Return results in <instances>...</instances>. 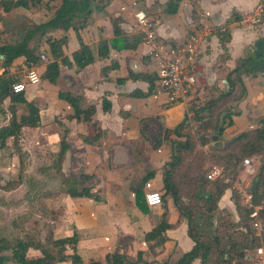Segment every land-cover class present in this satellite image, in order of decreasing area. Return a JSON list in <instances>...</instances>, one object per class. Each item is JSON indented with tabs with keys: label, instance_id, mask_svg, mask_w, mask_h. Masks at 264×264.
<instances>
[{
	"label": "crops",
	"instance_id": "1",
	"mask_svg": "<svg viewBox=\"0 0 264 264\" xmlns=\"http://www.w3.org/2000/svg\"><path fill=\"white\" fill-rule=\"evenodd\" d=\"M130 1L97 0L92 3L81 27L74 19L66 31L49 28L41 35L35 33L27 42L28 48H33L34 54L38 55L34 63L23 54L4 66L0 54V75L5 73L16 80L29 66L40 75L49 59L58 63V75L53 82L40 78L38 84L28 85L21 92L26 102L33 101L37 105V124L22 126L17 138L8 136L0 145V197H8L7 200L0 198V202L7 206L14 201L24 205L12 214L7 226L19 234L33 230L41 240L47 230H51L54 238L75 234V251L83 263L104 260L105 254L121 253L123 248L136 242L135 252L141 251L147 260L150 259L147 244L152 241L146 243L142 236L162 218L170 226L164 230L165 240L152 257L155 263H172L193 244L187 235L185 221H177L178 211L169 197H164L159 205L144 206L145 210L136 203V192L143 196L141 179L144 176H147L145 181L149 180L157 190L162 186L161 167L168 160L169 146L163 141L152 148L150 142L155 133L161 126L172 129L184 116L189 119L192 114L186 116L181 102L169 104L164 95L146 92V81L133 77V74L155 70L145 55L142 38L134 48L118 50L108 46L107 54H101L104 47L99 44L114 36V26L122 33L136 32L129 10H119L121 4ZM136 1L137 8L157 14L165 0ZM52 7L53 3H50L47 8L44 0L9 11H3L0 6V45L20 40L22 28L46 21ZM256 7L261 8L262 14L254 23L251 13ZM231 11L237 14V19L225 24L230 34L228 59L221 64V70L216 71L214 66L220 48L214 29L223 26ZM204 24L211 27L206 35ZM157 32L166 35L170 45L185 42L191 35L198 38L205 35L199 41L201 56L195 70L197 90L205 97L203 91L212 86L223 90L228 87L223 76L237 65L236 60L243 57L245 49L255 56L264 53V0H190L182 3L176 13L161 17ZM63 35L65 41L58 42L56 39ZM79 43L87 45L93 56V60L82 68L76 67L71 58ZM40 54L45 58L41 59ZM251 68L249 75L241 76L245 92L231 103V123L223 124L220 134H210L212 146L213 134H217L223 146L226 140L248 130L256 119L258 123L264 118V57ZM64 91L76 98V104L85 111L88 120L76 121L68 117L72 107L59 95ZM238 91L236 86L237 94ZM102 98L109 103L105 111L101 108ZM10 106L12 103L7 96L0 103V126L8 123ZM13 107L17 118L26 113L25 102L13 103ZM189 125L193 130L190 122ZM61 141L66 147L59 156ZM197 148L205 150L207 145ZM31 165L34 170L29 174ZM78 173L84 175L82 186L89 188L90 196H68L64 192V181ZM75 187L79 189L81 184L76 183ZM227 188L217 206L236 220L231 190ZM14 195L17 196L12 200ZM33 198L40 200L39 209L37 203L33 204ZM42 210L49 214L42 229L26 226L30 218L34 215L37 219ZM71 251L66 246L65 253ZM27 255L36 257L39 250L29 248ZM190 264H199V260L194 259Z\"/></svg>",
	"mask_w": 264,
	"mask_h": 264
},
{
	"label": "trees",
	"instance_id": "2",
	"mask_svg": "<svg viewBox=\"0 0 264 264\" xmlns=\"http://www.w3.org/2000/svg\"><path fill=\"white\" fill-rule=\"evenodd\" d=\"M95 1L97 0H44V5L47 8L48 4L53 3L51 16L42 23H30L24 26L22 28L20 40L12 44L0 45V54L3 55L2 64L5 66L10 63L12 59L23 54L29 56L30 63H34L38 55L36 56L34 54L33 48H28L27 46V42L32 35L35 33L41 35L49 28H60L66 31L73 25L72 21L74 19L78 20V25L81 27L92 9V3ZM188 1L190 0H165L161 5L160 11L156 14V17L161 19L164 15H172L176 13L178 7L182 3ZM40 2L41 0H0V6L3 11H9L15 7L27 8L30 5H36ZM235 19H237V14L231 11L223 26L214 29L220 48V53L217 55L214 66L216 71H220L221 64L228 59L227 43L230 39V34L225 24ZM113 30L114 36L109 40H102L99 44V47L101 45L104 47V51L101 53L104 56L107 54L108 46L118 50L131 49L140 41L141 33L137 30L132 34L122 33L115 26ZM56 40L58 42H64L65 35ZM262 57H264V53L261 56H255L249 49H245L243 57L236 60L237 65L233 69L228 70L223 76L228 86L225 90L218 89L215 86L210 87V90H217L216 96L210 98L205 97L203 104L193 109V113L189 119L184 116L172 129L161 126L150 142L152 148L157 147L163 141L169 146L168 160L163 162L161 167L162 186L158 191L160 193L161 202L164 197H169L171 199L172 204L178 211L177 221L180 219L185 221L187 235L193 242L191 248L184 252L176 261L161 264H190L194 259H198L199 264H242V262L243 264H247L245 252H251L253 248L258 245V238L249 225L248 213L250 209L242 205L240 196L237 192L231 191L230 193V199L234 204L237 214V219L232 220L225 209L218 208L217 206L218 200L227 188V184L224 183L222 179L208 180L205 178V174L202 171H200L201 173L199 174L195 173V166H189L190 177L192 174H198L190 179L186 176V180L188 181L189 179L188 190H190L191 198L194 201H201L202 203L201 207H196L195 202L190 204L184 201L185 197L180 191L176 171L179 165L183 163V160H185L186 153L191 154L197 151L196 149L199 150L197 146L203 144L207 145V149H201L202 152L205 154L210 152L212 158H215L216 164H224L223 166L230 171L232 170L234 175H236V167L245 156L259 154L264 149V118H260L257 125H255L252 130L240 132L236 136L226 140L220 149L213 147L209 143L210 134L215 132L220 134L223 129L222 125H229L231 123V103L245 92L241 76L249 75L252 71L251 67ZM71 58L74 65L78 68L84 67L93 60L90 48L83 43H79L78 49L72 52ZM57 75L58 63L55 60L49 59L46 62L43 72L39 75V78L53 82ZM133 77L146 81L148 84L146 92L152 91L158 80L155 72L133 74ZM17 80L6 76L5 73L0 75V103L7 96H9L12 103V106L8 109V123L0 126V145L3 144L5 138L8 136H12L13 139L17 138L22 126L34 127L38 122L37 105L33 101L26 102L21 93H13L11 91V84ZM236 86L239 87L238 94L235 92ZM59 95L61 99L67 100L72 107V113L68 116L69 118H74L76 121L88 120L85 111L79 108L76 104V98L70 94V92H60ZM220 100H225L226 105L221 112H219L220 110H215ZM17 102H25L26 106V113L20 115L18 118L15 115L13 107V103ZM108 105L109 103L102 98L101 108L103 111L108 109ZM0 112H2L1 109ZM189 122L193 126V130H190ZM195 134L196 138H194ZM235 144H238L237 149L233 147ZM65 147L66 145L61 141L59 156L62 154ZM200 154L196 156L198 161L201 158ZM220 162L223 163L221 164ZM260 167L256 174L258 185L262 182V174L264 173L260 171ZM83 177V174L78 173L75 176H70L67 182L64 181L66 182L65 191L68 192L70 196L91 195L89 188L82 186L84 181ZM146 179L147 176H144L141 179V184H143ZM76 183L81 184L79 189L75 187ZM257 186L251 191L253 204H259ZM139 193V191L136 192L137 206L145 210L144 206L147 205L144 202L143 196ZM261 213L264 214V210L261 211ZM169 226L170 225L164 221V218H162L155 226L143 233L142 237L144 242L148 243L152 241L151 244H147V249L151 253V258L150 262L145 260L146 264L154 263L152 257L156 253V248H159L165 240L163 232ZM20 233L21 234L16 233L10 237V244L6 236L0 237V264H56L64 261H66L67 264H101V262L97 260L88 261L87 263L81 261L74 247L76 242L75 234L69 237L54 238L51 230H47L41 240L38 233L33 230L21 231ZM66 246H69L72 250L68 254L65 253ZM29 248L38 249L39 255L36 257H29L27 255V250ZM4 250L8 251L7 256L2 254ZM224 255L226 257H224ZM141 259L140 251L136 252L135 260H131L123 253L113 251L105 254L103 264H136V262L141 261ZM157 263L160 264L159 262Z\"/></svg>",
	"mask_w": 264,
	"mask_h": 264
},
{
	"label": "built area",
	"instance_id": "3",
	"mask_svg": "<svg viewBox=\"0 0 264 264\" xmlns=\"http://www.w3.org/2000/svg\"><path fill=\"white\" fill-rule=\"evenodd\" d=\"M137 4L138 1L132 0L128 4H121L119 10H129L135 28L141 33L142 42L146 46L145 55L149 57L155 68L154 72L158 80L152 89V93L164 95L165 102L169 104L181 102L186 116H190L193 109L200 107L205 101V97L199 94L197 90L195 70L201 56L199 41L207 32L211 31V27L207 24L203 25L205 35L201 38L191 35L185 42L170 45L168 37L157 32L159 19L156 17V13L137 8ZM261 14V8L256 7L251 13V21L258 22ZM39 57L41 59L45 58L42 54ZM39 80V74L35 68L29 67L21 78L11 84V91L21 93L28 85L38 84ZM241 163L244 171L252 172L249 168V159L244 158ZM205 178L208 180L222 178L224 183H229V178L224 175V166L216 163H211L208 166ZM143 186V199L146 205H159L161 203L159 191L152 186L149 180L145 181ZM228 188L237 192L242 205L250 209L248 213L249 225L258 238V245L251 252H245L246 260H249L251 264H264V241L262 240L264 214L261 213L264 210V205L252 203V194L248 188H242L235 183Z\"/></svg>",
	"mask_w": 264,
	"mask_h": 264
},
{
	"label": "rangeland",
	"instance_id": "4",
	"mask_svg": "<svg viewBox=\"0 0 264 264\" xmlns=\"http://www.w3.org/2000/svg\"><path fill=\"white\" fill-rule=\"evenodd\" d=\"M162 18H164V16H162ZM203 94L205 95L206 98L214 97L217 95V90L208 89L207 91H203ZM224 106L226 107L225 100H220L217 103L215 110L216 111L220 110L219 112H221V111H223ZM256 123H257V119L250 126H248V130H252L255 127ZM150 139H152V138H150ZM237 146H238V144L233 145V147L235 149H237ZM196 150L197 151L192 152L191 154L186 153V158H185L186 161L183 160V163H181L179 165V167L177 168L176 174H177V181L179 183L180 191H181L182 195L185 197L184 201L189 202L190 204L195 202L196 207H201L202 206L201 201H194L191 198L190 190H188V186H189L188 181L191 177H194V176L198 175L199 173H201L200 171H202L205 174L208 166L211 163H215V158H212V156L210 155L211 154L210 152L205 154L202 152V150L200 148H199V150L198 149H196ZM200 153H202L203 156ZM198 154L201 155V158L199 161L196 158V156ZM245 158H249V168H251V170H252L251 173H248L247 171L243 170V165L241 162L235 169L236 175H234V172L232 170L230 171L227 168H225V166H224V175H226L229 178V183H226L227 187H229L230 185L235 183L236 185H240L242 188H249V187H251L253 181L256 182L254 188L258 185V179H257L256 174H257L260 166H261L260 171L264 172V149L259 154H252L249 156H245ZM189 166H195L194 171H195V173H198V174H196V175L192 174V176L190 177V171H189L190 167ZM33 170H34V168L31 165V167L29 168V174H31L33 172ZM242 173H243V175H242V177H240V175ZM262 175H263L262 182L257 186L258 187L257 194H259V203L264 205V173ZM186 176L189 177L188 181L186 180ZM232 176H233V178H232ZM240 178H242L241 182H240ZM217 179H222V178H217ZM66 182H67V180H66ZM32 185H34V184H32ZM29 187H31L32 189L35 188L34 186H29ZM65 190H66V187H65ZM64 192L66 193V195L70 196L68 192H66V191H64ZM42 193H44V192H42ZM16 196L17 195H14L12 200H14V198ZM0 198H4L5 200H7L6 198H8V197L5 198V196L2 195ZM41 202H43V201H41ZM34 203H37V207L39 209V206L41 204L40 200L37 199V201H36L33 198V204ZM38 203H39V205H38ZM22 204H23L22 202L14 201L10 205L7 206L6 204H2V202H0V236L2 235V236H6L7 238H10L12 235L16 234L17 230L8 227L7 224H8V221L10 220V218H12L11 217L12 214H14V212L16 210H21L24 207V205H22ZM28 210H29V208H28ZM47 218H49V214L42 210L41 212H39V217L36 219V217L33 215L30 218L29 222L26 224V226H31L32 228L40 230L43 227V226L41 227V225L46 222L44 219H47ZM262 240L264 241V234L262 236ZM137 244H138V242L134 243L132 246H127L126 248H123L121 253L125 254L131 260H135L136 252H137V251L135 252V250H136ZM67 252H69V251L66 250V253ZM145 252H147V250ZM2 254H4V256H7L8 251L4 250L2 252ZM224 257H226V256L224 255ZM141 258H142L141 261H137L136 264H146V261L150 262V259L147 260V258H145L142 255V252H141ZM100 262H101V264H103L104 263L103 259H101ZM142 262H144V263H142ZM246 263L251 264L249 260H246ZM150 264H152V263H150ZM153 264H158V263L154 262ZM242 264H243V262H242Z\"/></svg>",
	"mask_w": 264,
	"mask_h": 264
},
{
	"label": "water",
	"instance_id": "5",
	"mask_svg": "<svg viewBox=\"0 0 264 264\" xmlns=\"http://www.w3.org/2000/svg\"><path fill=\"white\" fill-rule=\"evenodd\" d=\"M0 58H1V55H0ZM221 137H224V136H221ZM211 141H212V144L213 146L217 147V148H221L222 147V142L218 140V136L217 134H213L211 136ZM255 181H253L251 187L248 188L249 191H252V189L254 188L255 186Z\"/></svg>",
	"mask_w": 264,
	"mask_h": 264
}]
</instances>
